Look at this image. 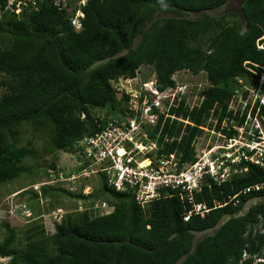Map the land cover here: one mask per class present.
<instances>
[{"label": "trees", "instance_id": "1", "mask_svg": "<svg viewBox=\"0 0 264 264\" xmlns=\"http://www.w3.org/2000/svg\"><path fill=\"white\" fill-rule=\"evenodd\" d=\"M229 1L86 0L80 31L72 29L67 14L46 3L20 16L0 12V36L7 43L0 49V88L4 89L0 185L19 178L23 160L36 153L31 141L17 147L7 143L8 138L32 125L48 129L57 153L72 150L81 138L99 132L109 117L123 113L127 98L116 92L112 82L136 78L142 66L153 68L160 91L175 87L172 77L179 71L204 73L209 83L198 105L190 109L182 99L170 109V115L192 125L166 120L160 140L165 135L175 140L164 144L162 153L193 162L192 142L211 118L216 132L232 136L234 131L222 129V123L241 124L249 109L241 118L239 112L234 115L229 110L236 94L234 84L241 80L256 88L264 68V49L258 48L264 36V0H244L238 16L205 13ZM188 12L204 13L192 19L185 15ZM158 13L173 16L157 18ZM246 95L244 91L243 99ZM106 108V116L92 113ZM261 115L264 118V110ZM55 166L53 162L48 168ZM246 166L247 172L230 182L203 184L195 202L211 208L214 201L224 202L243 188L264 182V170ZM51 188L43 186L42 195L71 197L62 188ZM99 189L114 200L111 212L67 214L50 235L42 225L30 226L21 250L7 216L0 215V227L6 232L0 241V258L9 259L8 264H254L255 258L264 260L262 190L240 195L236 206L228 203L204 218L184 221V202L177 195L142 207L130 194L115 192L102 180ZM33 196L38 198L37 193ZM74 197L85 199L82 194ZM93 198L92 204L100 196ZM253 199L261 201L241 213ZM213 229L214 233L195 241V234Z\"/></svg>", "mask_w": 264, "mask_h": 264}, {"label": "built area", "instance_id": "2", "mask_svg": "<svg viewBox=\"0 0 264 264\" xmlns=\"http://www.w3.org/2000/svg\"><path fill=\"white\" fill-rule=\"evenodd\" d=\"M54 7L58 12L68 15L69 23L74 31L82 29L81 20L84 14L81 8L86 0H0V12H9L20 16L24 12L38 10L42 4ZM258 48L264 49V36L259 39ZM132 79H118L112 82L116 92L126 96L123 113L117 117H109L106 125L93 135L81 138L72 149L77 153L79 168L63 178L57 167L51 169L48 180L36 185L52 186L60 182H72L100 178L105 185L118 193L130 194L136 204L146 207L161 198L177 195L184 202L182 218L188 221L193 217L204 218L211 210L221 208L228 203L239 204V196L253 191H264V182L243 188L224 202L214 201L209 208L203 203L195 202L201 186L207 182L221 185L230 182L247 172L246 164L264 170V68L258 76L256 88L246 87V98L240 101L241 107L231 110L234 115L239 112L241 124L222 123V129L233 130L232 136L214 132L222 139V143L207 144L201 148L197 136L192 142L194 161L187 163L175 153L164 154V144L172 143L175 137L166 135L160 140V130L166 120L178 123H191L170 115V109L177 107L187 91L186 86L175 85L160 91L156 80L147 81L140 87L126 89L122 86ZM176 82V81H175ZM238 83H242L241 80ZM186 101V99H185ZM187 104V102H186ZM188 106V104H187ZM256 111L252 115L254 107ZM189 107V106H188ZM194 107V106H193ZM190 109L192 107H189ZM162 116L160 128L156 131ZM203 130V127H200ZM179 141V138L177 139ZM53 173V174H52ZM49 174V172H48ZM65 179H67L65 181ZM22 206L24 211L26 208ZM92 210L97 215L108 214L109 206L105 202L96 201ZM8 214L18 218L21 207L10 206ZM94 215V216H97ZM6 216V215H2ZM31 217L30 214L26 215ZM62 216L58 219L60 222ZM247 255L243 254V258ZM262 262L255 258L254 264Z\"/></svg>", "mask_w": 264, "mask_h": 264}, {"label": "rangeland", "instance_id": "3", "mask_svg": "<svg viewBox=\"0 0 264 264\" xmlns=\"http://www.w3.org/2000/svg\"><path fill=\"white\" fill-rule=\"evenodd\" d=\"M244 0H231L226 5L218 10L205 12L211 17H219L224 14L239 15L240 6ZM204 12H188L185 15L188 18L197 19L201 17ZM173 14L158 13L157 18L169 17ZM227 19H230L227 18ZM2 20V13H0V21ZM0 36V49L6 46L4 38ZM205 38L201 39L198 43L203 44ZM177 85L186 86L184 98L189 107H193L199 104L202 99V92L209 87V83L206 81L204 73L198 75H192L186 71H179L172 77ZM155 79V74L152 67L142 66L140 67L136 78L122 83L126 89H134L141 86L142 83ZM236 94L234 99L230 102L229 108L233 111L241 107L242 94L246 87H249L245 83L234 84ZM4 92V89L0 88V95ZM96 109V108H95ZM93 109L92 113L98 116H106L109 114V109ZM215 124L214 119H210L203 127V134L200 137L199 143L201 148H205L207 144H221L222 139L214 132L213 126ZM28 141H31L35 148V155L33 157H27L23 160L21 167L24 169L23 173L16 180L0 185V215H6L10 222L11 227L15 231L16 245L21 250L26 241V230L30 226L42 225L47 235L53 234L54 225L58 222L60 216L64 217L67 214H79L82 211L89 212L90 215H97L92 210L93 196L99 195V201L105 202L109 206V211L113 209V199L101 193V180L100 178H90L88 180H77L72 182H60L59 184L52 185L51 189L62 188L65 192H69L70 196L59 195V197H44L41 192V186L38 183L48 180L51 169L48 168L50 164L55 162L57 169L61 173L63 178H67L71 173H76L79 168V161H77V153L74 150L65 149L58 153L54 151L50 142V133L48 129L36 128L32 125H25L22 127L18 136L14 138H8L7 143L16 145L17 147L27 145ZM49 172V174H48ZM53 174V173H52ZM48 178V179H47ZM67 179H65L66 181ZM27 189L25 193L18 194L22 190ZM34 193L38 194V198H34ZM18 194V195H16ZM78 194L85 196V199H77L74 197ZM260 199H253L249 201L243 208L245 212L251 205L260 202ZM264 201V199H262ZM26 208H22V206ZM10 206L21 207V213L19 212L18 218L10 216L8 209ZM111 212V211H110ZM27 214L31 217L27 218ZM30 218V220H28ZM31 221V222H30ZM30 222V223H29ZM215 229L209 230L202 234H195V241L201 239L207 234L214 233ZM6 232L0 227V241L4 239ZM9 259L0 258V264H8Z\"/></svg>", "mask_w": 264, "mask_h": 264}]
</instances>
